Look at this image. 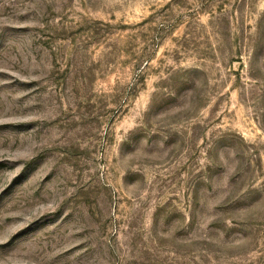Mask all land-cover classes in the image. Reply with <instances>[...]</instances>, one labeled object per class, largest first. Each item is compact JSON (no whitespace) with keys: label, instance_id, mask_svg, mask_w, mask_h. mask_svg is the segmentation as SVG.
I'll use <instances>...</instances> for the list:
<instances>
[{"label":"rangeland","instance_id":"rangeland-1","mask_svg":"<svg viewBox=\"0 0 264 264\" xmlns=\"http://www.w3.org/2000/svg\"><path fill=\"white\" fill-rule=\"evenodd\" d=\"M0 264H264V0H0Z\"/></svg>","mask_w":264,"mask_h":264}]
</instances>
